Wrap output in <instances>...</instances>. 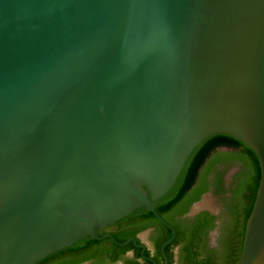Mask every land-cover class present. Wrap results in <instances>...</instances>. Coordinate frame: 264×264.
Instances as JSON below:
<instances>
[{
  "label": "water",
  "instance_id": "95a60500",
  "mask_svg": "<svg viewBox=\"0 0 264 264\" xmlns=\"http://www.w3.org/2000/svg\"><path fill=\"white\" fill-rule=\"evenodd\" d=\"M222 138L258 159L237 264H264V0H0V264L152 215L166 262L159 213Z\"/></svg>",
  "mask_w": 264,
  "mask_h": 264
},
{
  "label": "flooded vegetation",
  "instance_id": "af4514ba",
  "mask_svg": "<svg viewBox=\"0 0 264 264\" xmlns=\"http://www.w3.org/2000/svg\"><path fill=\"white\" fill-rule=\"evenodd\" d=\"M224 150L219 149V151ZM224 166L225 164H218L213 172L209 173L206 180L208 191L201 194L198 200L200 201L208 194L214 198L215 202L211 203L208 209L193 216H187L191 207L198 202L196 201L190 205L186 213L172 217L174 225L163 218L175 232L172 242L164 248L166 262L161 253V245L171 236V233L160 223L157 228L142 229L128 237L126 241L133 239L137 246L131 241L125 246H120L122 255L114 262L110 261L111 253L100 257L96 249H84L49 264H68L69 262H75L73 264H235L238 242L243 241L241 234L244 208L251 194L236 193L239 186L236 175L240 168L225 177L223 176ZM215 171L221 176L217 185L214 184ZM226 180H228V186ZM230 203L234 204L235 217L233 218L226 211V205ZM224 213L225 219L221 220ZM168 233L170 236L167 238ZM87 256L90 258L85 259Z\"/></svg>",
  "mask_w": 264,
  "mask_h": 264
},
{
  "label": "trees",
  "instance_id": "16d2710c",
  "mask_svg": "<svg viewBox=\"0 0 264 264\" xmlns=\"http://www.w3.org/2000/svg\"><path fill=\"white\" fill-rule=\"evenodd\" d=\"M221 148L225 150L219 151V149ZM218 164H238L240 166V169L236 175V179L239 182V186L236 190V193L241 194L243 192H249L251 194L248 197V203L245 205L244 208L245 210L243 216V230L241 234L242 238L245 223L252 209L256 196V190L259 183V162L258 159L242 144H230L223 138L218 141L194 164V167L187 183V188L189 192L171 210L159 213V215L162 218L166 219V221H168L171 225H174L172 217L180 216L186 213L190 205L198 201L201 194L208 191V187L206 186L207 176L209 175V173L213 172L214 167ZM214 174V184L217 185L221 180V176L220 173L216 171L214 172ZM226 211L231 218L235 217L233 203L226 205ZM158 226H160V223L152 215L143 218L139 226L115 231L112 235L118 242H124L128 237L133 236L134 233L139 230L150 227L157 228ZM169 236L170 233H168L167 238ZM241 244L242 240L238 242V253L235 264H237L239 258ZM86 249H96L97 255H99L100 257H102L106 253H111V262L118 260L122 255V247H120L119 245H115L110 239H104L101 243H98ZM88 258H90V256H87L85 259ZM100 261H102V259ZM73 263L75 262H69L68 264Z\"/></svg>",
  "mask_w": 264,
  "mask_h": 264
},
{
  "label": "rangeland",
  "instance_id": "374dc122",
  "mask_svg": "<svg viewBox=\"0 0 264 264\" xmlns=\"http://www.w3.org/2000/svg\"><path fill=\"white\" fill-rule=\"evenodd\" d=\"M239 167L240 166L238 164H225L224 170H223V176L227 177L229 174H231V173L235 172L236 170H238ZM227 181L228 180H226V183H227L226 185L228 186V182ZM203 198H206L209 203L213 204L215 202L214 198L210 197L209 194L205 195ZM225 216L226 215L224 213V215L221 217V220L225 219ZM238 220H239V218H238Z\"/></svg>",
  "mask_w": 264,
  "mask_h": 264
}]
</instances>
